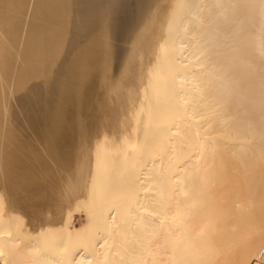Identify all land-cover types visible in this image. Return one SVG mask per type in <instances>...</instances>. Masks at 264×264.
<instances>
[{
  "label": "bare ground",
  "instance_id": "bare-ground-1",
  "mask_svg": "<svg viewBox=\"0 0 264 264\" xmlns=\"http://www.w3.org/2000/svg\"><path fill=\"white\" fill-rule=\"evenodd\" d=\"M156 2L109 5L110 33L142 51L119 61L120 41L109 46L120 72L111 62L107 106L100 85L103 116L76 152L57 148L47 120L67 15L89 28L93 10L0 0V264H264L247 200L219 196L230 157L248 172L264 154V0Z\"/></svg>",
  "mask_w": 264,
  "mask_h": 264
},
{
  "label": "rangeland",
  "instance_id": "rangeland-1",
  "mask_svg": "<svg viewBox=\"0 0 264 264\" xmlns=\"http://www.w3.org/2000/svg\"><path fill=\"white\" fill-rule=\"evenodd\" d=\"M89 1L91 2V0H87V4H90ZM96 1L93 0L92 3L90 5H88L90 8L89 9L90 11L93 10L94 13L96 12L95 14H93V12H90V14L92 13L91 15H93L92 16L93 19H95L94 17H97V15H99V13H98L99 10L96 9V7L101 8V6L103 5V7H102L103 11H102V15H101V11H100V17L98 16L95 20H93L91 15H90L91 19L89 18V25H91V27H93V28H91V27L82 28V27H80L79 19L76 15L73 16L70 13L67 15L66 22L68 19L73 18L72 22H70L71 25H70V23H67L70 25V27L67 26L69 28L70 35H69V39H68V43H67V49H66L65 57H64L63 63H62V68L60 69L59 80H58L57 87H56L55 93H54L55 96H53V103H52L53 107H51L52 106V104H51L50 108H49V112H48L49 117L47 120V124H48L49 131H50L49 132L50 133L49 138L52 137V140L56 141V143L58 144L57 148H58V146L60 147V145L64 146L66 143V145L68 144L67 148L69 145H72L73 147H69V149L71 148L70 150H72V148H74L73 151L76 150V152L78 149V148L76 149V146H77L76 141L84 139L86 137V134H89V132L92 128L93 129L91 130L90 133L93 134L92 131L93 130L95 131V129H94L95 127H92L93 122L92 123H90V122L94 121V124H96L100 120H97V119L95 120V118L101 119V117L103 116V115H101V113H99V110H100V112H101V110L102 111L105 110V109H102V107L100 106L101 103L103 102L105 104V105L102 104L103 108H104V106H107V103L109 100V95L111 93V91L109 90L110 89L109 86L111 84H109L107 86L105 84H103V87H102V84H100V83H104L105 80L109 79V77L112 75V73L111 74H109V73L112 71L113 72L115 71L118 64L120 63L119 61L121 60L123 53H125L126 51L128 53H129V51H131V52L136 51L138 54H141L140 51H142L140 49L139 50L137 49L139 43L135 41L136 43H138L136 45V43L133 42L136 39L134 37L135 35L133 34L134 36H130V34L127 33L129 31H126V32L117 31L116 33H114L115 31H113V33H110L111 27H109L110 26L109 25L110 19L108 16V10H109L108 7L113 0H103V1L99 0V1H101L102 5L100 4V2L98 4V2H96ZM148 1H149V3H150V1L152 2V0H147V3H148ZM162 1L163 0H158V2H156L154 4L153 10L158 9V7L160 6ZM94 2L97 3V5ZM98 5H101V6H98ZM92 6H94L93 7L94 9L92 8ZM102 8L100 10H102ZM95 10H97V11H95ZM70 15H71V17H68ZM68 21H70V20H68ZM95 21H97V24L95 25V23H94L93 24L94 26H93L92 23ZM131 22L132 21H130L129 23H131ZM134 22H132L133 24L128 23L129 26L130 25L131 26L130 27L127 26V27L132 28L133 26H135L134 24L136 22L135 23ZM82 36H84V37H82ZM115 38H117V40L120 41L118 43L119 46L122 45L119 47V48L122 47L121 50L119 49L121 52V53H119V56H118V60H119L118 62L119 63L114 62L116 60L111 61V59L113 60L115 55L110 57V54L112 53L113 48L111 49L109 46L112 45V43L114 45ZM131 38L134 40H132ZM110 41H111V43H110ZM125 41L126 42L132 41L133 45L131 44L132 42L125 43ZM134 43L137 47H133V46H135ZM129 44L132 46H130ZM123 46H128V47L127 48L125 47L126 48V50H125L123 48ZM128 48H130V49H128ZM113 54H114V52L111 55H113ZM139 57H140L139 60L141 61L142 60L141 55ZM111 62H114L115 66L117 65L115 68L112 67V68H114V69H112V71H110V69H111L110 67L113 66L114 63L112 65ZM110 64H111V66H110ZM118 68H119V66H118ZM118 68L116 71L120 72V69H118ZM107 71H110V72H107ZM116 71H115L114 75L118 74V73H116ZM106 75H107V78H106ZM108 75H109V77H108ZM117 76H119V75H117ZM110 79H112V77H110ZM109 80L106 82L108 83ZM101 81H103V82H101ZM109 83H111V82H109ZM100 85H101L102 90H100L101 88H99ZM105 89L110 91L109 94L107 91L106 92L104 91ZM98 90H100L102 92V94L104 92L106 94H108V95H106L108 97V99H107V97L104 96L105 94L103 95L105 98L99 97L100 100L99 99L98 100L101 101V99H103V101L99 102L100 104H99V107L97 109V108H95L96 103H97V100H96L97 94L99 96H101L100 95L101 93ZM96 91L99 93H97ZM86 99H89V100L91 99V100L89 101ZM105 99H106V101H105ZM83 100H86L87 103ZM92 100L94 101V104H93ZM54 104L56 105L55 107H54ZM86 104L88 105V107ZM84 105H86V106H84ZM100 107H101V109H100ZM93 108H95V110L97 109V111H95V110L93 111ZM86 109L89 110L90 113ZM90 109H91L93 114H91ZM94 113H96L97 116H101V117H97L96 114H94ZM90 114L92 116H90ZM102 114H103V112H102ZM93 115H95V117H93ZM86 117L88 118V120ZM91 118H93V120L90 121L89 119H91ZM81 119H82V122L79 123V121H81ZM84 120L85 121L87 120L86 122L89 123L90 126L86 125V123L83 122ZM95 121H96V123H95ZM77 122L80 124V128L78 127L79 124ZM82 124H85V126L83 125L84 128H87L86 126L89 127V129L87 128L88 129L87 132H82V130H83ZM69 126L70 127L73 126L74 129L71 128L69 130V128H70ZM75 126H77V128L80 130L76 129ZM74 130H78V131H74ZM251 143L253 146L257 145V141L254 138L251 139ZM67 148H65V149H67ZM60 150H62V149H60ZM60 150H58V151H60ZM71 152H70V154L72 155L73 152L72 153ZM67 154H69V153H67ZM59 155H61V154L58 152V156ZM62 155H63V153H62ZM71 155H68V157ZM248 161L250 163V169L248 172H245L239 166L240 160L235 159V158H231V157L228 159V162H227L228 168L226 171L225 180L228 181L230 184H228L227 190L222 189L223 193L219 196H221L222 200H225V201L237 200V207L240 209H242L241 199L247 200V203L249 204V206L251 208V212L249 214H245L244 218L247 221L257 223L255 229L257 231H262V230H264V154H262V153L252 154L249 157ZM62 165H63V161H62ZM66 165H68V164H64L63 166H66ZM70 166H72V165H70ZM218 191H219V189H218ZM78 214L79 213L74 214L75 221H77L76 225L79 224V220L82 217L81 214H79V215ZM227 219H230V218L228 217ZM81 220H82V218H81Z\"/></svg>",
  "mask_w": 264,
  "mask_h": 264
},
{
  "label": "built area",
  "instance_id": "built-area-1",
  "mask_svg": "<svg viewBox=\"0 0 264 264\" xmlns=\"http://www.w3.org/2000/svg\"><path fill=\"white\" fill-rule=\"evenodd\" d=\"M259 259L264 260V249H262L259 253Z\"/></svg>",
  "mask_w": 264,
  "mask_h": 264
}]
</instances>
